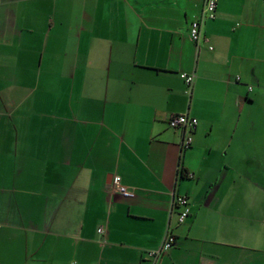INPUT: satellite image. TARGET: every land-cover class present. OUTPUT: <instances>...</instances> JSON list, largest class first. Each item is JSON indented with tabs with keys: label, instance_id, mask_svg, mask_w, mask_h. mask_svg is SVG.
<instances>
[{
	"label": "crops",
	"instance_id": "0c3cea01",
	"mask_svg": "<svg viewBox=\"0 0 264 264\" xmlns=\"http://www.w3.org/2000/svg\"><path fill=\"white\" fill-rule=\"evenodd\" d=\"M201 10L0 0V264H264V3Z\"/></svg>",
	"mask_w": 264,
	"mask_h": 264
},
{
	"label": "built area",
	"instance_id": "2783aa9c",
	"mask_svg": "<svg viewBox=\"0 0 264 264\" xmlns=\"http://www.w3.org/2000/svg\"><path fill=\"white\" fill-rule=\"evenodd\" d=\"M202 3V10L200 17H196L189 24V35L191 39L198 42L201 39L200 23L203 18L213 19L215 17L217 0H199ZM264 3V0H262ZM212 47L210 46L209 49ZM180 77L183 79L187 86H190L193 81V74L181 73ZM167 124L171 128H185L188 127L190 130L194 129L197 125V119L195 117L189 116L188 114H172L167 118ZM192 142L191 135H187L181 142L182 149L189 148ZM186 177H192L191 173H186ZM112 183L116 192H118L123 197H133L134 190L123 185L120 182L118 176L112 178ZM173 207L177 210V223L181 224L190 215V205L188 198L185 195H176L173 198ZM99 233H104L102 227L98 228ZM175 241V235L172 233L170 227H167L163 240L160 245L153 250L148 252V255L153 259H156L160 254L165 253Z\"/></svg>",
	"mask_w": 264,
	"mask_h": 264
},
{
	"label": "rangeland",
	"instance_id": "374dc122",
	"mask_svg": "<svg viewBox=\"0 0 264 264\" xmlns=\"http://www.w3.org/2000/svg\"><path fill=\"white\" fill-rule=\"evenodd\" d=\"M75 91L80 92L81 95H82V93H83V92H82V89H81V88L79 89V87L76 88ZM67 92H69V91H68V87H65L64 91L62 92V94H63V96H64L63 99L65 100L64 103H65V102L68 100V98H69V95H68ZM86 93H87V92H86Z\"/></svg>",
	"mask_w": 264,
	"mask_h": 264
},
{
	"label": "trees",
	"instance_id": "16d2710c",
	"mask_svg": "<svg viewBox=\"0 0 264 264\" xmlns=\"http://www.w3.org/2000/svg\"><path fill=\"white\" fill-rule=\"evenodd\" d=\"M179 175L181 176V177H185L186 176V174L184 173V171L183 170H179Z\"/></svg>",
	"mask_w": 264,
	"mask_h": 264
}]
</instances>
